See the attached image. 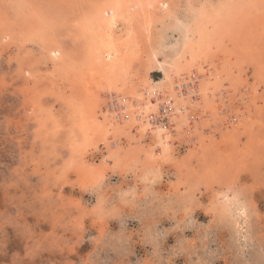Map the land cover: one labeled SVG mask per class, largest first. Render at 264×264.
<instances>
[{"label":"rangeland","instance_id":"374dc122","mask_svg":"<svg viewBox=\"0 0 264 264\" xmlns=\"http://www.w3.org/2000/svg\"><path fill=\"white\" fill-rule=\"evenodd\" d=\"M173 61L161 156L107 102ZM0 264H264V0H0Z\"/></svg>","mask_w":264,"mask_h":264},{"label":"bare ground","instance_id":"6f19581e","mask_svg":"<svg viewBox=\"0 0 264 264\" xmlns=\"http://www.w3.org/2000/svg\"><path fill=\"white\" fill-rule=\"evenodd\" d=\"M113 12H114V10H113ZM104 55L109 59L112 56L111 53H108V51ZM196 55H197V53H196ZM104 59H105V57H104ZM173 62L176 64L175 67L173 66L172 68H166L163 66V77L162 78L164 80V84H165L164 86H166L165 90H167L166 91L167 95L165 97L161 96L160 93L157 94V92H156L157 90L151 89L152 88L151 86H150L151 87L150 89H146V87H141V86H138V88L136 87L137 89L134 88L135 91L132 92V93H134V97L132 95H127V97H126L125 95L118 93L121 96L120 100L124 102L123 106L125 108V111H127V113L129 115H128L127 119H124L123 116H119L118 118H114L112 113L107 112L108 115L110 114L107 118V119H109V121L107 120L105 123L108 124V130L110 131V133H114L118 137L127 136V137L131 138V135H132L131 132L133 131V128H136L137 131L140 132V134L141 133L142 134H151V136L153 137L152 140H154V149L155 148L160 149L159 154L161 156H163L164 154H167L169 147H170L169 146L170 145L169 144L170 136L178 133L179 128L182 127L181 125L185 124L186 119H187L186 113L188 111V105L192 104V102H190V101H192V99H188V96H187L188 94H185L187 92L183 91L182 86H184L185 84L188 85L189 83H191V85L193 86V90H191V93H193V91L197 93L194 83H192V82H189V83L184 82L183 83L182 82L181 84H179V83H177V81L180 79L178 76L177 77L179 79L177 78L178 80L176 81V83H175V81H173V77L178 75L179 72L188 71V69H191L190 68L191 64H184L183 63L180 65V64H177L179 61H173ZM102 64H104V63H102ZM110 65L112 66L113 62H111ZM111 66H110V68H111ZM182 73H185V72H182ZM202 83H201V85L205 84V83H203V84ZM115 87L116 86L113 82L110 83V89H112L113 91H117ZM205 87H206V85L203 88L202 87H200V88H202L203 90H207L206 88H208V87H206V88ZM202 89L200 91H203ZM158 92H159V90H158ZM203 94H204V92H203ZM128 97L130 98V101H128ZM162 104L172 106L171 121L172 120L176 121L175 122L176 127H173L176 129L174 131H173V129L170 130L169 127H166V128L163 127L162 125L158 124L157 122L156 123L151 122V115L153 116L154 113L156 114L158 109H159V106ZM123 111H124V109H123ZM136 133H135V135H136ZM156 151H158V150H156ZM121 153L122 152L120 149L116 150V149L110 148L109 158L114 160V161H118L122 155ZM153 154L154 153L152 152V155Z\"/></svg>","mask_w":264,"mask_h":264},{"label":"built area","instance_id":"2783aa9c","mask_svg":"<svg viewBox=\"0 0 264 264\" xmlns=\"http://www.w3.org/2000/svg\"><path fill=\"white\" fill-rule=\"evenodd\" d=\"M182 89L184 92H187L186 94L193 95V93H191V90H193V86L191 85V83H189L188 85L185 84L184 86H182ZM120 97H121L120 94L112 93L109 95L107 102L108 110L109 113L113 114L114 118L123 116L124 119H127L129 114L127 113V111H125V108L123 106L124 102L120 100ZM171 112H172L171 105L162 104L159 106L157 113L153 114V116L151 115V122L153 123L157 122L158 124L162 125L165 128L170 127L172 125ZM232 120L236 121V118H233Z\"/></svg>","mask_w":264,"mask_h":264}]
</instances>
